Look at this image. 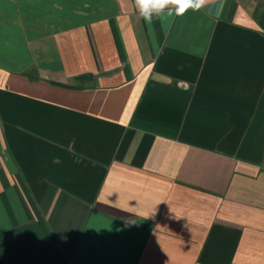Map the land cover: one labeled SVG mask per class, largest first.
Returning <instances> with one entry per match:
<instances>
[{
  "label": "crops",
  "instance_id": "1",
  "mask_svg": "<svg viewBox=\"0 0 264 264\" xmlns=\"http://www.w3.org/2000/svg\"><path fill=\"white\" fill-rule=\"evenodd\" d=\"M209 3L0 0V264H264V0Z\"/></svg>",
  "mask_w": 264,
  "mask_h": 264
},
{
  "label": "clouds",
  "instance_id": "2",
  "mask_svg": "<svg viewBox=\"0 0 264 264\" xmlns=\"http://www.w3.org/2000/svg\"><path fill=\"white\" fill-rule=\"evenodd\" d=\"M134 5L140 18L147 24L165 13L183 17L189 11L205 10L210 14L214 11L209 0H134Z\"/></svg>",
  "mask_w": 264,
  "mask_h": 264
}]
</instances>
